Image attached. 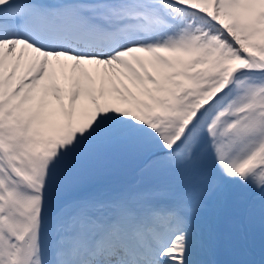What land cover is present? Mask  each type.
Returning <instances> with one entry per match:
<instances>
[{"label":"snow or ice","instance_id":"6c2138e0","mask_svg":"<svg viewBox=\"0 0 264 264\" xmlns=\"http://www.w3.org/2000/svg\"><path fill=\"white\" fill-rule=\"evenodd\" d=\"M257 216L264 0H0V264H264L212 259Z\"/></svg>","mask_w":264,"mask_h":264},{"label":"rangeland","instance_id":"374dc122","mask_svg":"<svg viewBox=\"0 0 264 264\" xmlns=\"http://www.w3.org/2000/svg\"><path fill=\"white\" fill-rule=\"evenodd\" d=\"M232 195L234 199H239L243 197L245 193L242 189L235 188L233 189ZM243 230L246 236L245 245L249 249V254L247 256H239L229 251H222L213 256L212 259L215 258L218 261H222L223 256H231L233 258L238 257V259L254 258L258 260L259 258L256 254V249L257 246L262 245V242H264V223H262L257 216L251 223L245 221L243 224Z\"/></svg>","mask_w":264,"mask_h":264},{"label":"bare ground","instance_id":"6f19581e","mask_svg":"<svg viewBox=\"0 0 264 264\" xmlns=\"http://www.w3.org/2000/svg\"><path fill=\"white\" fill-rule=\"evenodd\" d=\"M262 245H264V242H262ZM262 245H259V246H257V249H256V254L258 255V258L260 259V255H261V248H262ZM213 259H215V258H213ZM235 259H238V257H235V258H233V257H227V256H223L222 257V261H229V260H235ZM258 259V260H259ZM216 260V259H215Z\"/></svg>","mask_w":264,"mask_h":264}]
</instances>
